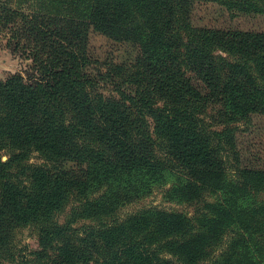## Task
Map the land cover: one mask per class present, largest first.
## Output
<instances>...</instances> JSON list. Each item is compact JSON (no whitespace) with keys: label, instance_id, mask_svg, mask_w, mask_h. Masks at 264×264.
<instances>
[{"label":"trees","instance_id":"1","mask_svg":"<svg viewBox=\"0 0 264 264\" xmlns=\"http://www.w3.org/2000/svg\"><path fill=\"white\" fill-rule=\"evenodd\" d=\"M12 1L0 27L39 73L0 80V264H264V169L235 151L237 124L264 114V31L196 27L194 0ZM209 1L264 13V0ZM91 28L139 46L104 75L120 97L87 71ZM168 182L193 214L108 219ZM28 224L32 257L13 244Z\"/></svg>","mask_w":264,"mask_h":264},{"label":"rangeland","instance_id":"2","mask_svg":"<svg viewBox=\"0 0 264 264\" xmlns=\"http://www.w3.org/2000/svg\"><path fill=\"white\" fill-rule=\"evenodd\" d=\"M13 4L16 5L15 0L12 1L11 5ZM191 18L196 27L264 31V13L230 10L216 1L194 0ZM11 36L10 27H0V80H5L17 73L24 75L27 79L33 78L39 73L33 57L20 48H15L17 39H11ZM87 51L90 57L87 71L93 80L97 81L98 89L106 96L120 97L117 84L112 83L104 75L108 72L112 74L113 65L134 62L139 54V46L130 41L115 40L91 28L87 39ZM130 87L127 85V89ZM237 125L235 151L240 166L264 169V114L253 113L248 121H241ZM0 155L4 160L8 157L4 151H1ZM229 158L234 163L235 156L230 155ZM29 162L43 163V158L35 152ZM72 166H74L73 162L65 163L66 168ZM173 187L174 182L156 187L148 195L125 204L108 219H124L129 214L149 207L193 214L196 200L180 198L177 193L171 192ZM217 198H220V193L209 197L211 200ZM75 203H77L75 199L69 200L65 209L56 215L57 219L61 222L65 221ZM94 222L92 219H80L75 225L83 226ZM39 240V228L36 224L20 226L15 230L13 241L15 251L32 257L33 251L41 248ZM223 247L216 251L217 256Z\"/></svg>","mask_w":264,"mask_h":264}]
</instances>
